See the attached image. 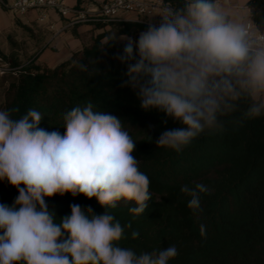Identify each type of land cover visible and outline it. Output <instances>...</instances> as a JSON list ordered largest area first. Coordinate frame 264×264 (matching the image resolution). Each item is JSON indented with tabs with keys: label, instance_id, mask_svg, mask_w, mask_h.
<instances>
[{
	"label": "clouds",
	"instance_id": "9594fccd",
	"mask_svg": "<svg viewBox=\"0 0 264 264\" xmlns=\"http://www.w3.org/2000/svg\"><path fill=\"white\" fill-rule=\"evenodd\" d=\"M158 15L160 22L149 23L137 40L123 37L127 43L117 56L127 64L121 86L138 90L141 108L157 109L180 125L163 131L157 147L180 153L205 132L264 116L259 28L233 19L216 0H183ZM20 112L18 106L0 110V181L19 193L11 206L0 203V264H169L178 255L175 245L139 254L120 245L132 222L122 225L110 209L131 203L135 219L151 200L150 179L132 155L135 140L121 119L89 101L63 113L61 134L40 127L41 112ZM180 191L196 212L208 188L197 183ZM65 193L95 197L105 211L71 204V215L56 222L45 197ZM200 236L206 238L204 225ZM131 238L139 232L132 230Z\"/></svg>",
	"mask_w": 264,
	"mask_h": 264
},
{
	"label": "trees",
	"instance_id": "16d2710c",
	"mask_svg": "<svg viewBox=\"0 0 264 264\" xmlns=\"http://www.w3.org/2000/svg\"><path fill=\"white\" fill-rule=\"evenodd\" d=\"M85 1L92 0H78L77 6ZM164 1L173 7L183 2ZM247 6L252 23L264 32V0H249ZM92 25L102 32L93 37L91 45L53 67L37 64L40 56L22 65L15 53L9 58L0 51V58L10 60L9 68L16 69L15 77L14 71L0 77L9 79L1 110L18 106L24 114L35 109L44 116L41 128L61 134L66 131L63 113L89 101L124 122L135 140L132 155L150 179L151 200L135 219L128 212L134 206L131 203L121 201L110 209L122 225L132 222L121 246L139 254L175 245L178 255L169 264H264V116L242 127L226 123L223 131L205 132L180 153L157 147L155 141L163 131L180 125L157 109L141 108L138 90L121 86L127 79V64L117 59L127 43L122 38L136 39L147 27L137 23ZM81 64L88 71H81ZM197 183L206 185L208 191L200 196V210L193 212L187 207L190 198L180 189ZM18 195L16 187L0 181V203L11 206ZM45 201L56 222L71 215V204L85 211L91 207L95 214L105 211L95 197L65 193L45 197ZM201 225L206 227V238L200 236ZM132 230L139 232L138 239L131 238Z\"/></svg>",
	"mask_w": 264,
	"mask_h": 264
},
{
	"label": "built area",
	"instance_id": "2783aa9c",
	"mask_svg": "<svg viewBox=\"0 0 264 264\" xmlns=\"http://www.w3.org/2000/svg\"><path fill=\"white\" fill-rule=\"evenodd\" d=\"M17 16L23 17L34 13L37 22H45L49 11L55 12L63 19L68 20L69 26L95 23H137L148 27L149 23H159L158 15L164 6H170L164 0H105L99 5L92 1L83 3L80 7H71L66 0H13L11 3L3 2ZM254 29L252 22H248ZM264 33V32H262ZM2 58H0V61ZM5 71L16 69H1Z\"/></svg>",
	"mask_w": 264,
	"mask_h": 264
},
{
	"label": "rangeland",
	"instance_id": "374dc122",
	"mask_svg": "<svg viewBox=\"0 0 264 264\" xmlns=\"http://www.w3.org/2000/svg\"><path fill=\"white\" fill-rule=\"evenodd\" d=\"M11 3V0H8ZM16 14L8 8H4L0 4V51L6 57H11L12 54H16L20 63L22 65H26L33 57L40 56L37 64L41 67L46 68L48 66H55L63 61L67 60L70 55V51L75 50L77 44L82 43L77 41L76 39L69 40L68 43L64 44L63 40L65 38H58L53 43V46H57L59 49L58 54H54L55 51L47 52L44 47L50 37L57 31L58 28L50 29L51 26L49 20L45 22H38L40 26L46 28L50 33H46L44 29H41L38 25H30L28 28H24L22 26L14 28V17ZM16 20V19H15ZM17 26V25H15ZM78 42V43H77ZM92 42H89L88 45H91ZM87 45V44H84ZM10 60H6L2 58L0 61L1 69H10L9 68ZM5 76L4 74H0V77ZM15 77V74H13ZM9 78V77H8ZM9 85V79L3 80L0 78V110L1 105L5 100L6 90Z\"/></svg>",
	"mask_w": 264,
	"mask_h": 264
},
{
	"label": "crops",
	"instance_id": "0c3cea01",
	"mask_svg": "<svg viewBox=\"0 0 264 264\" xmlns=\"http://www.w3.org/2000/svg\"><path fill=\"white\" fill-rule=\"evenodd\" d=\"M12 1L13 0H11V2ZM102 1L105 0H92V2L95 5H99ZM248 1L249 0H216V2L221 7V9L230 13L233 19L243 18L247 23L252 22L250 18V9L247 6ZM3 2H9V1L0 0V4L5 8ZM89 2L90 1H85L84 3H89ZM66 3L71 7H76L78 5V0H66ZM47 15L48 16L46 21L49 20V23L51 25L49 28L50 29H53L55 27L58 28L57 31L53 33V35H50L46 45L44 46L46 48L45 51L47 52L55 51L54 54H58L59 49L57 48V46H53V43L56 41V39L65 38V36L68 34L69 36L63 40L64 44L68 43L69 40L71 39H76L77 41H80L84 47V44L88 45L89 42H92L94 36L102 32V30H96L94 26L91 24H78L75 26H69L68 20L63 19L53 11H49ZM30 25H38L41 29H44L45 32L47 31L46 33L48 34L50 33L48 27L46 28V26L45 27L40 26V24L36 21V16L34 13H29L28 15L23 17L17 15L14 17V28L20 26L22 27L24 26V28H28ZM138 37L139 35L137 36L136 39L133 40H137ZM122 40H126V39H122ZM83 47L81 46V44L79 45L77 44L76 49L70 51L71 53L69 55V58H71L75 52L82 50Z\"/></svg>",
	"mask_w": 264,
	"mask_h": 264
}]
</instances>
